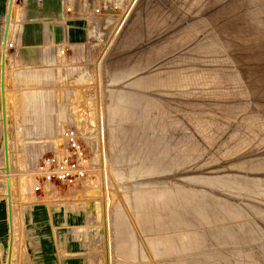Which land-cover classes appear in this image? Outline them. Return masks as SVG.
Returning a JSON list of instances; mask_svg holds the SVG:
<instances>
[{
  "label": "rangeland",
  "instance_id": "rangeland-1",
  "mask_svg": "<svg viewBox=\"0 0 264 264\" xmlns=\"http://www.w3.org/2000/svg\"><path fill=\"white\" fill-rule=\"evenodd\" d=\"M137 1L101 2L100 13L88 14V23L69 31L68 36L76 45L62 59L52 60L41 53L39 60H31V52L24 59L18 48L8 52L5 88L11 168L6 175L0 110V217L8 225L0 264H238L249 258L254 264H264V139L261 145H251L252 149H246L248 141L242 139L234 146L222 147V153L216 150L229 135H241L246 128L264 126V79L261 80L264 50L252 53L257 46L264 48V0L259 1L256 9V27L240 32L234 45L241 58V70L225 52H213L214 41L231 27L227 23L231 14L228 7L235 0H213L205 3L210 4L201 13L176 17L172 35L160 41L182 44L171 53L176 60H169L172 66L181 64L185 72L176 73L177 79L201 71L213 72L221 65L223 70L241 75L250 87L258 85L256 90L245 84L240 86L241 97L237 100L240 111L234 117L217 118L226 127L215 139L210 135L214 118L199 120L197 135L202 141L213 143L212 146L198 141L199 151L191 152L188 145L192 142V131L185 128L184 120L178 116L189 110L197 112L187 118L194 124L203 114L210 113L204 108L209 106V99L197 97L199 108H190L192 103L174 96L162 102L170 103L176 112L171 122L179 130L170 133V137L155 138V145L163 142L155 155L116 166L114 156L109 159L106 153V114L110 106L105 105V98H118L122 90L105 83L100 66L108 57L116 35L133 19ZM5 2L0 0V32ZM244 12L243 9L235 15ZM175 13L171 16L175 17ZM216 13L223 17L217 24L210 23L208 17ZM180 27L186 30L181 31ZM148 40L141 42L147 44ZM138 44L130 45L129 50ZM162 45L153 44L144 50ZM80 76L85 82H78ZM221 79L208 74L202 83L205 86L224 83ZM226 93L220 96L228 97L231 92ZM69 126L76 128L86 147L87 179L70 187L52 185L34 193L36 162ZM41 132L42 135H34ZM143 132L149 133L147 129ZM173 146L181 152L173 153ZM234 150L238 152L233 153ZM169 162L175 163L171 169L167 168ZM137 165L143 171L133 177L129 168ZM164 172H168L170 182L133 183L143 176ZM7 182L12 186L11 198L6 196ZM208 182L215 187L208 186ZM255 187L257 195H247L248 190L255 192ZM117 207L119 213L114 215ZM200 208L207 210L212 225L202 224L197 214ZM181 220L186 224H179ZM124 224L137 242L136 257L130 253V236L113 231ZM192 234L201 235L205 247L180 251V236ZM161 237L174 239L176 246L167 247L162 253L154 250L152 239Z\"/></svg>",
  "mask_w": 264,
  "mask_h": 264
},
{
  "label": "bare ground",
  "instance_id": "bare-ground-1",
  "mask_svg": "<svg viewBox=\"0 0 264 264\" xmlns=\"http://www.w3.org/2000/svg\"><path fill=\"white\" fill-rule=\"evenodd\" d=\"M211 1L213 0H138L135 5V11L132 17L133 19L130 21V23L128 22V24L125 25L120 32L118 31L119 33L116 35V38L114 37L115 41L113 45H111L113 47H111L108 57H106L100 66L102 71L101 73L104 76V79H106L105 83L110 85L112 88L122 90V93L119 96L120 98H105V105L111 107H108V114H106V153H108L109 159L114 156L115 162L113 165H128L144 159L148 156V154L155 155L157 152H159L163 143L158 142L157 145H155V138L158 139L160 136L170 137V133L179 130V128L173 126L171 122V118L177 116L176 112L171 109L170 103H163L162 99L170 100L176 96L182 101L192 103L189 106L190 108H196V104H199L196 101L197 97L209 99V106L204 108L211 110L210 113L208 112L203 114L201 118L196 119L193 122L194 124H190L187 118L190 116V114L197 112L189 110L187 112L178 114V116L182 117L184 120L185 128L192 131V142L190 145H188V148L191 149V152L195 153L200 149V145L198 144L200 141L206 145H209V147H211L213 144L202 141V139H200L197 135V133H200L198 128L199 120L211 119L212 121V118H214L213 128L210 135H213V138L215 139L223 132L224 128L226 127V123L222 120H217V118H224L227 116L234 117L240 111L239 107H237V100L241 97L240 86L245 84V87L249 88L250 90H256L258 88V85L255 87H250L248 83L243 81L241 75L238 76L235 74V72L223 70L221 65H217L213 72L204 73L201 71L192 76L186 75L179 79L175 77L176 73L183 74L185 72L181 67V64L172 66L169 64V60L170 62H174L176 60L174 55H171V53L175 48L177 49L179 46L182 47V44L174 45L171 42L160 43V41L164 38L169 39V37L172 35V22L176 17H180V15L189 16L193 13H201L203 10L208 8L210 3H213ZM259 1L260 0H235L228 7L229 12L231 13L230 18L227 19V23L231 26L229 31L226 32L225 29H223L225 34L222 33V35H220V37H218L213 43V52H225L235 61V63H237L236 67L239 70H241V60H239L241 58H238L237 54L235 53L236 48L234 45L238 42L240 32H244V30L247 28L252 29L256 27V24L258 23L256 9ZM207 2L210 3L206 5L205 3ZM243 9L245 10L244 15L242 13L240 16H238V14L235 15L237 11H242ZM173 12H176L175 17L171 16ZM222 17L223 15L221 13H216L208 18H210V23L217 24V20H219V18L221 19ZM11 21L12 18L8 22L7 31ZM180 29L181 31L186 30L185 27H180ZM163 31L165 32L160 35ZM146 38H150V40L147 41L148 43H142L141 41L144 40L145 42ZM133 44H138L139 46L134 47L133 50L130 51L129 46ZM153 44L163 45L152 50H144L146 47ZM262 49L264 50L263 47L257 46L252 53L259 52L260 50L262 51ZM114 50L120 52L115 53ZM6 51L9 53L12 51H8L6 48H3L2 59L4 71L1 81L4 170H6L5 174L8 175L11 168V151L9 148V125L7 115L8 106L5 88ZM208 74H214L218 76V78H222L224 83H216L207 86L203 85V79ZM83 79L84 77L80 76L78 82H85ZM263 79L264 77H262L261 80ZM223 92H227L226 94H228V92L231 93H229L230 95L228 97H222L220 94ZM161 94H166L167 96ZM262 110L264 112V109ZM199 114L201 115L202 113ZM219 114L223 116L220 117ZM3 119L5 124L3 123ZM145 129L149 131L148 134H144L143 130ZM248 132H251V135ZM242 139H247L248 141V147L246 149H252L251 145H256V143L261 145L260 142L264 139V126L260 127L259 129L251 127L246 128L241 135H229L228 138L225 139V141L220 146H218L216 150L221 152L222 147L234 146L236 142ZM164 143L168 144L167 141ZM177 143H179V141H177ZM95 146L96 145L94 143V147ZM173 149V153H176L178 150L181 152L177 146H173ZM183 149H186V145H183ZM236 152L238 151H233V153ZM174 164L175 163L171 162L167 168L171 169ZM142 171L143 168L140 165L134 166L131 169L129 168V173L133 177L137 175L139 176ZM115 173L118 177H122L120 171H116ZM167 173L168 172H164L162 175L158 176H140L142 178L138 180L136 179L133 181V183H167L170 182L169 174ZM86 179L87 177H85L82 181L84 182ZM211 183L212 182H208L207 185L215 187ZM11 188V183L7 182L6 196L9 198H11ZM254 189H256L255 192L248 190L247 195L250 197L254 196L255 194L257 195L258 187H255ZM247 201L250 202V199ZM220 210L221 212L224 211L223 209ZM206 211V209L200 208L197 211V214L200 217L203 225H212L213 223L208 221L209 217ZM118 213L119 207L114 210V215H118ZM179 224L184 225L186 223L181 220ZM113 231L115 234L130 236L132 241V250L130 253L133 257H136L138 248L137 242L133 238V235H131L129 232L127 225L124 224L116 226ZM257 231L259 232L258 228ZM180 241L182 243V249L180 251L205 247L204 240L199 234L181 235ZM151 246L154 250L162 253L167 250V247L174 248L176 245L174 239H163L161 237L152 239ZM238 264H254V262H252L251 258H249Z\"/></svg>",
  "mask_w": 264,
  "mask_h": 264
},
{
  "label": "built area",
  "instance_id": "built-area-1",
  "mask_svg": "<svg viewBox=\"0 0 264 264\" xmlns=\"http://www.w3.org/2000/svg\"><path fill=\"white\" fill-rule=\"evenodd\" d=\"M103 1L12 0L9 20L13 18L14 25L7 31L4 47L8 51L15 50L22 42L25 24L36 21L40 26L44 42L41 52L52 60L67 57L69 50L76 45L68 36L69 31L81 28L84 22L88 23L90 20L88 14L100 13ZM8 6L9 0H6L1 31L5 30ZM15 16L19 19H15ZM88 171L86 147L76 128L66 127L62 130L60 139L55 144L53 143L51 149L43 153L36 162L32 191L38 193L44 187L52 185L61 187L77 185L87 176Z\"/></svg>",
  "mask_w": 264,
  "mask_h": 264
},
{
  "label": "crops",
  "instance_id": "crops-1",
  "mask_svg": "<svg viewBox=\"0 0 264 264\" xmlns=\"http://www.w3.org/2000/svg\"><path fill=\"white\" fill-rule=\"evenodd\" d=\"M17 15H18V12H17ZM17 17H16V19H18ZM13 25H14V21H13V18H12V21L10 22V28H12ZM18 25H20V24L18 23ZM4 31L5 30H2L0 32V45H1V40H2V36H3V32ZM43 43H44L43 42V36H42V33H41L40 26H39L38 22H36V21L32 22L31 21V22H28V23L25 24V28H24V31H23V34H22V42H21V44L19 46H17V48L19 49V51L22 54V56L24 57V59H25V56H27V53L29 54V52H31V55H32L30 57L31 60H37V58L39 60L40 54L42 53L41 49H42ZM2 48L3 47H1V55H0V108L2 107V102H1L2 101V98H1L2 97V95H1V81H2V78H3L2 75H1ZM7 54H8V52L6 51V68H5L6 71H7V56H8ZM28 60H30V59H28ZM0 110H1V113H2V108ZM8 125H9V119H8ZM8 134H9V126H8ZM15 135H16V132H15ZM25 135H27V134H25ZM34 135H36V136L42 135V132L34 134ZM7 229H8V225L5 223L4 217L1 216L0 217V233L2 235L0 236V251L2 249L1 246L3 245L4 240H6V237H7Z\"/></svg>",
  "mask_w": 264,
  "mask_h": 264
},
{
  "label": "water",
  "instance_id": "water-1",
  "mask_svg": "<svg viewBox=\"0 0 264 264\" xmlns=\"http://www.w3.org/2000/svg\"><path fill=\"white\" fill-rule=\"evenodd\" d=\"M12 0H9V6H8V13H7V17H6V21H5V31L3 32V36H2V47H4V42L6 40L7 37V27H8V22H9V12H10V5H11ZM3 71H4V64H3V59H2V65H1V75L3 77ZM3 123L5 124V121L3 119Z\"/></svg>",
  "mask_w": 264,
  "mask_h": 264
}]
</instances>
